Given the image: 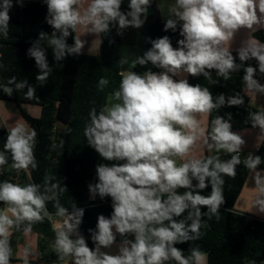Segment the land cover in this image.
<instances>
[{"label": "clouds", "instance_id": "1", "mask_svg": "<svg viewBox=\"0 0 264 264\" xmlns=\"http://www.w3.org/2000/svg\"><path fill=\"white\" fill-rule=\"evenodd\" d=\"M123 3L89 0L84 6L83 0H46L50 17L46 19L53 32L50 37L41 32L28 50L39 69L36 80L43 85L53 71L47 49L40 45L42 40L47 39L58 63L69 55L82 54L85 42L72 35L80 27L97 37L108 34L111 26L121 36L126 28L143 27L150 0H130L126 11ZM10 6V0H5L0 11L5 34ZM169 14L164 31L179 32L178 46L173 47L165 35L152 40L151 48L131 63L133 69L151 64L160 71L122 72L118 89L108 102L99 111L96 107L89 111L84 129L87 144L103 160L113 162L98 164V181L88 186L93 199L98 194L112 201L111 215H98L95 229H89L93 247L79 232L85 210L73 205L69 213L59 202L57 190L62 193L66 187L51 183V177L46 178L43 191L36 183L22 186L4 180L0 181V264H11L14 230L30 233L34 223L51 219L46 207L50 200L55 201L56 215L63 218L54 225L53 247L60 260L69 258V264H205L206 254L198 248L185 256L175 245L201 237L202 217L219 219V208L225 202L224 177L235 178L241 164L253 173L257 190L253 205L264 212V169L259 167L264 159L249 153L241 160L245 140L232 131L230 113L228 119L218 115L212 119L210 132L200 127L198 119L225 106H243V96L237 92L214 97L208 87L192 85L185 76H203L216 85L220 81L212 79L213 71L228 80L231 73L243 70L244 87L264 94V84L255 78L257 72L264 76V43L246 41L235 50V56L230 47L241 29H264V0H174ZM69 36H73L72 45L67 43ZM250 60L257 62L255 67L246 66ZM11 82L15 90L27 88L26 99H39L26 79L15 82L13 77ZM108 84L102 77L98 87ZM249 119L264 132V112H251ZM36 138L34 128L22 123L12 127L0 151V168L8 163L6 154H10L11 167L30 175V169L37 168ZM198 141L209 151L227 153L230 159L192 156ZM209 184L210 194H201ZM202 207L207 211L202 212ZM185 212L187 216L177 219ZM114 246L115 253L111 251Z\"/></svg>", "mask_w": 264, "mask_h": 264}, {"label": "trees", "instance_id": "2", "mask_svg": "<svg viewBox=\"0 0 264 264\" xmlns=\"http://www.w3.org/2000/svg\"><path fill=\"white\" fill-rule=\"evenodd\" d=\"M27 1L32 0H10L11 6L8 8L10 19L7 22L6 34L5 27L0 25V99L16 104L30 127L37 131L34 148L37 168L30 169V175L23 170L17 172L11 167L10 154H6L8 163L0 168L2 173L0 181L8 180L22 186L36 183L41 185V191H43L46 178L51 177V183H58L61 188L66 187L67 190L62 193L57 190L59 202L68 209L69 213L73 211V205L85 210L79 229L89 247H93L89 229H95L98 215L103 214L106 217L111 215L112 201L110 197L101 199L98 194L93 199L89 191V184L94 185L98 181V178L94 176L98 153L87 144L84 136L85 126L89 123V111L92 107H96L99 111L110 94L118 89L123 62L127 61L129 66L126 69L130 71L143 73L147 68L160 71L151 64L133 69L131 63L151 48L152 40L166 35L170 38L173 47H177V41L181 37L178 31H164L165 23L161 20L159 7L155 0H150L148 19L144 26L126 28L122 36L117 34L116 26H111L108 34L100 35V53L97 56L69 55L57 63L53 59L51 48L44 47L47 49L48 62L53 67V71L48 80L41 85L36 80L39 69L34 58L29 56L28 50L39 40L41 32L51 35L53 29L47 23L46 18L49 15L47 8L36 13L32 21H24ZM129 2L130 0H124L122 10H127ZM4 3L5 0H0V11L4 10ZM72 35L76 36V32ZM73 36L67 38L69 45L74 43ZM254 38L264 43V30L256 32ZM233 55L235 56L236 52H233ZM236 62L240 63L238 58ZM256 63L255 60H250L246 62V66L250 64L255 67ZM59 64L63 67H59ZM243 75V70H240L231 73L230 78L224 80L213 71L212 79L220 81L216 85L211 84L203 76L189 77L190 84L208 87L214 97L220 93L228 96L238 92L244 98L243 106H225L219 110H213L208 120L210 131L212 119L217 115L228 119L229 113L232 117L230 121L232 131L259 128L253 127L249 119V113L258 111L249 103L245 93L246 87L242 82ZM13 77L15 82L26 79L35 87V95L39 99H26L27 88L15 90V83L11 82ZM102 77L106 78L109 84L100 89L98 83ZM255 78L264 84V76L259 72ZM3 85L11 86L16 93L15 97L7 94ZM24 103L40 106L41 116L33 118L27 114L22 109ZM6 137L7 131L0 130V151H3ZM253 155H259L264 159V139ZM259 167L264 169V164ZM250 172L241 164L237 167L235 178L224 177L225 202L219 208V219L216 216H212L211 219L207 216L202 217L201 237L196 241L175 245L183 251L185 256L190 255L192 248H198L207 255L208 264H252L253 261L255 264H264V221L234 209ZM178 191L183 193L185 189ZM210 191L209 184L201 194L208 195ZM54 203L55 201L50 200L46 204L50 214L57 212ZM201 211L206 212L207 208L202 207ZM184 216H187V212L177 219H183ZM32 231L40 237L41 252L47 248H54L56 233L46 217L42 222L34 223ZM119 241L120 238L117 237V242ZM51 259L53 264H60L63 261L59 259L57 252L52 254ZM11 264H13L12 260ZM168 264H175V262L170 261Z\"/></svg>", "mask_w": 264, "mask_h": 264}, {"label": "crops", "instance_id": "3", "mask_svg": "<svg viewBox=\"0 0 264 264\" xmlns=\"http://www.w3.org/2000/svg\"><path fill=\"white\" fill-rule=\"evenodd\" d=\"M161 14V20L165 23V19L169 17V6L174 4V0H155ZM30 2H36V4L40 5V8L36 6V13H39L40 10L47 8L46 0H32L27 1L25 5V15H24V21H32L33 18H27V4ZM89 0H83L84 6L87 5ZM35 13V14H36ZM30 16V14H29ZM47 18H50L49 15ZM260 30L264 29H253V30H247V29H241L234 39L230 42V47L233 50V52H236L235 50L239 48L244 42L246 41H258L254 38V34ZM49 37L51 35H48ZM76 36H80L81 40L85 42L84 48L82 50V54L84 55H92L97 56L100 53V36L97 37L95 34L87 33L86 30L82 27L78 28L76 30ZM43 41V43H42ZM40 41V44L43 47H48L47 39ZM130 71L126 69L123 72ZM186 78L189 81L190 75L185 74ZM261 83V82H260ZM263 84V83H261ZM246 95L249 98L250 105L256 109L257 111H264V102H261V100L254 101L255 97L258 95L259 97H264L263 94H256L253 91H250L246 88ZM110 99V96L107 99ZM260 99V98H259ZM264 99V98H262ZM200 127L202 129L207 130L210 132L208 127V120L209 115H200L198 116ZM237 134H240L242 138L245 140V145L242 147V153H240L241 160L246 158L247 154L252 153L254 154L259 146L261 145L263 139H264V132L258 129H245L240 131H233ZM192 156L199 157V158H206L207 156H216L219 155L221 159H230V155L227 153L221 151L217 153L214 149L212 151H209L206 147L202 146L201 142L198 141L194 149L191 153ZM180 163L181 161L178 159L177 161ZM101 163L111 164L113 162L105 161L103 160L99 154H97L96 159V165L94 169V176L96 175V166ZM257 195V190L254 186L253 181V173L250 172L248 179L242 189V192L240 194V197L236 201V204L234 206V209L237 212L247 214L250 216H253L257 219H260L264 221V212L259 211L257 206L253 205L254 199ZM11 246H12V261L13 264H32L33 262H37L39 264H53V261L51 259V256L55 251L54 248H47L44 252L40 251V237L35 231H31L30 233H25L23 231H16L14 230L11 235ZM119 243V242H117ZM113 253H115L116 248L115 246L113 249H111ZM60 264H69V258L66 257ZM205 264H208V257L206 255L205 257Z\"/></svg>", "mask_w": 264, "mask_h": 264}, {"label": "rangeland", "instance_id": "4", "mask_svg": "<svg viewBox=\"0 0 264 264\" xmlns=\"http://www.w3.org/2000/svg\"><path fill=\"white\" fill-rule=\"evenodd\" d=\"M36 6L40 8V5H37L36 2H30L29 4H27V18H34L36 13ZM262 98L257 95L254 101L256 102L258 100H261V102H264V99ZM22 109L25 110L27 114H29L33 118H39L41 116V108L36 104L24 103L22 105ZM17 123L25 124L27 127L31 128L16 104L9 100L0 99V130H6L8 132L12 127L16 126Z\"/></svg>", "mask_w": 264, "mask_h": 264}, {"label": "built area", "instance_id": "5", "mask_svg": "<svg viewBox=\"0 0 264 264\" xmlns=\"http://www.w3.org/2000/svg\"><path fill=\"white\" fill-rule=\"evenodd\" d=\"M47 218V217H46ZM49 221H50V223L52 224V227H53V229H54V225H59L60 223H62V217H59V216H57L56 214H51V219H49V218H47ZM79 232H80V234L82 235L83 233H82V231L79 229ZM56 233V232H55Z\"/></svg>", "mask_w": 264, "mask_h": 264}, {"label": "water", "instance_id": "6", "mask_svg": "<svg viewBox=\"0 0 264 264\" xmlns=\"http://www.w3.org/2000/svg\"><path fill=\"white\" fill-rule=\"evenodd\" d=\"M129 66V64L128 63H122V71H125L126 70V68ZM3 87V89L6 91V89L7 90H11V94H9L10 96H12V97H15V95H16V93H15V91H14V89L11 87V86H8V85H3L2 86ZM7 92V91H6Z\"/></svg>", "mask_w": 264, "mask_h": 264}]
</instances>
